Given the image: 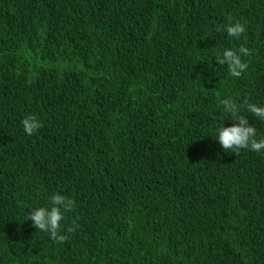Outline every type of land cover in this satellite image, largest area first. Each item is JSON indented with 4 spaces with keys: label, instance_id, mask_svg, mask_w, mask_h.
Segmentation results:
<instances>
[{
    "label": "trees",
    "instance_id": "obj_1",
    "mask_svg": "<svg viewBox=\"0 0 264 264\" xmlns=\"http://www.w3.org/2000/svg\"><path fill=\"white\" fill-rule=\"evenodd\" d=\"M241 46L235 79L215 53ZM228 96L264 105V0H0V264H264V152L215 140ZM53 193L63 244L25 221Z\"/></svg>",
    "mask_w": 264,
    "mask_h": 264
},
{
    "label": "clouds",
    "instance_id": "obj_2",
    "mask_svg": "<svg viewBox=\"0 0 264 264\" xmlns=\"http://www.w3.org/2000/svg\"><path fill=\"white\" fill-rule=\"evenodd\" d=\"M224 31L227 37L239 40L246 33L244 23L233 21L223 26H217L216 32ZM252 54L251 49L241 46L238 49L224 48L215 53V62L226 65L229 75L239 79L246 74L249 67L245 57ZM218 107L221 116L215 126V140L218 141L224 151H231L238 154L241 150L252 152H264V135H260L257 129L249 124V119L242 112H247L259 121L264 122V105L253 103L248 97L240 102L231 96L219 101ZM229 120L231 126L225 127L218 121ZM23 132L32 136L41 128L40 120L33 115L26 116L21 121ZM75 202L68 196L60 193H53L48 197L45 206L28 207V214L25 221H31L32 226L43 233H46L50 240L56 244H63L70 238V234L79 227L77 224L62 231V222L65 214L74 209Z\"/></svg>",
    "mask_w": 264,
    "mask_h": 264
}]
</instances>
